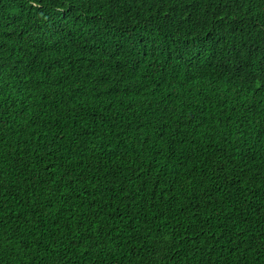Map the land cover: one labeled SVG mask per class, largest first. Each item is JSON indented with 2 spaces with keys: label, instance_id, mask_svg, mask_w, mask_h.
Masks as SVG:
<instances>
[{
  "label": "trees",
  "instance_id": "16d2710c",
  "mask_svg": "<svg viewBox=\"0 0 264 264\" xmlns=\"http://www.w3.org/2000/svg\"><path fill=\"white\" fill-rule=\"evenodd\" d=\"M0 264H264V0H0Z\"/></svg>",
  "mask_w": 264,
  "mask_h": 264
}]
</instances>
